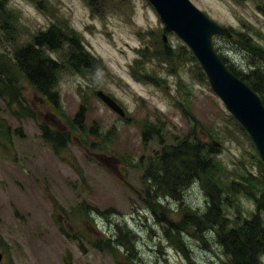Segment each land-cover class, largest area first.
<instances>
[{
  "label": "rangeland",
  "instance_id": "374dc122",
  "mask_svg": "<svg viewBox=\"0 0 264 264\" xmlns=\"http://www.w3.org/2000/svg\"><path fill=\"white\" fill-rule=\"evenodd\" d=\"M94 1H6L16 43L0 29L1 64H9L3 55L16 44L57 23L75 32L101 65L79 72L65 65L64 52L48 50L65 65L56 97L23 77L16 101L0 97V264H230L219 225L203 218L218 178L185 175L173 184L160 155L187 139L206 145L208 157L212 145L225 184L243 174L263 179L264 160L193 51L148 0ZM191 1L232 30V37H214L227 64L254 71L255 82L264 76V0ZM246 38L253 42L249 51ZM8 82L0 78V88L10 91ZM98 89L126 114L111 109ZM81 108L83 123L76 122ZM44 130L61 133L66 145L58 136L54 146ZM225 195L219 222L252 218L253 195ZM259 260L264 264V249Z\"/></svg>",
  "mask_w": 264,
  "mask_h": 264
},
{
  "label": "trees",
  "instance_id": "16d2710c",
  "mask_svg": "<svg viewBox=\"0 0 264 264\" xmlns=\"http://www.w3.org/2000/svg\"><path fill=\"white\" fill-rule=\"evenodd\" d=\"M6 1L0 0V29L10 34L13 38L12 42L16 43L13 34L16 32V22H13L11 19V13L8 10ZM89 1L92 5L95 4L94 0ZM259 9L264 14V1L260 4ZM163 39L164 47H168ZM246 41V49L249 51L253 42H250L248 38H246ZM64 48L67 49L64 51ZM48 50L64 52L69 57L64 61L65 65L68 63L76 71L92 72L95 68L100 69L101 59L91 55L85 49L83 40L75 32L68 34L57 23H53L47 29L40 30L34 34L33 39L28 43L23 45L16 44V48L12 53L3 55L9 60V64L0 63V78L3 82L9 79L10 83L8 82V87L11 85V89L8 91L6 90L7 88H0V97L4 98L8 96L13 101H16L20 93V87L17 86V84L19 85L20 77L25 78L39 93L47 95L51 99L56 97L55 84L57 74L62 66L64 67L65 65L59 59H55L48 54ZM163 54L167 57L170 56L167 49H165ZM223 59L227 62L225 58ZM135 63L137 64V62ZM228 66L236 75L244 79L261 96L264 102V76H259L255 82L253 80L254 77H252L254 71L242 73L230 65ZM15 83L14 89L12 85H15ZM80 115L82 117H80V120L76 119V122L83 123L84 108L80 109L77 117ZM44 137L50 141L56 137L61 138L63 146L67 142L65 136L61 133L58 134L49 130H44ZM52 142L56 146L55 141ZM211 146L207 157L203 155V150L206 147L203 143L190 142L187 139L178 141L172 144L170 150H165L160 155L161 169L165 171L172 168V172L164 175L167 179H169V175V180L173 184L177 183L185 175H192L193 177L206 175L209 178L211 175L218 178L209 186L211 188L213 184H217L218 188L216 186L211 188L208 194L209 206L203 218L211 223L216 221L215 223L219 225L217 233L220 242L226 248V252L232 257L230 264H262L259 256L261 250L264 249V178L261 179L250 174H243L241 176L243 180H233L231 183L225 184L217 176L216 163L212 157L216 153L214 147ZM170 163H174V165L170 166ZM149 169H151V166ZM227 190L230 193L246 191L254 196L256 199V212L251 219L240 222V217H237L235 218L236 223L231 226L228 223L223 224L219 222L218 218L221 217L219 216V211L222 203L224 200L229 199L228 196H224ZM114 241L119 245H123V241H120V238Z\"/></svg>",
  "mask_w": 264,
  "mask_h": 264
},
{
  "label": "water",
  "instance_id": "95a60500",
  "mask_svg": "<svg viewBox=\"0 0 264 264\" xmlns=\"http://www.w3.org/2000/svg\"><path fill=\"white\" fill-rule=\"evenodd\" d=\"M166 25L174 30L199 59L214 91L227 109L239 120L254 141L264 160V103L259 94L233 73L216 51L215 35L232 36L229 28L207 16L191 0H149ZM165 37V36H164ZM111 109L124 116L125 111L109 94L95 91ZM215 145L218 142L214 141ZM3 253L0 250V262Z\"/></svg>",
  "mask_w": 264,
  "mask_h": 264
}]
</instances>
